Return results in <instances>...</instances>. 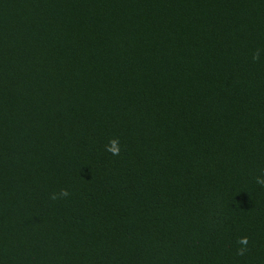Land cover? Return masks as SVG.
<instances>
[{
	"label": "trees",
	"instance_id": "1",
	"mask_svg": "<svg viewBox=\"0 0 264 264\" xmlns=\"http://www.w3.org/2000/svg\"><path fill=\"white\" fill-rule=\"evenodd\" d=\"M261 170L264 0H0V264H264Z\"/></svg>",
	"mask_w": 264,
	"mask_h": 264
},
{
	"label": "clouds",
	"instance_id": "2",
	"mask_svg": "<svg viewBox=\"0 0 264 264\" xmlns=\"http://www.w3.org/2000/svg\"><path fill=\"white\" fill-rule=\"evenodd\" d=\"M253 61H259L260 59V50L257 49L252 55ZM105 151L109 152L113 156H118L120 154V141L119 138H112L109 140L108 144L105 146ZM257 185L264 187V170H261V174L255 178ZM70 195L67 189H61L59 193H52L51 199L56 200L60 198H66ZM249 240L248 237H240L237 240V244L240 246L237 249V255H244L247 251Z\"/></svg>",
	"mask_w": 264,
	"mask_h": 264
}]
</instances>
